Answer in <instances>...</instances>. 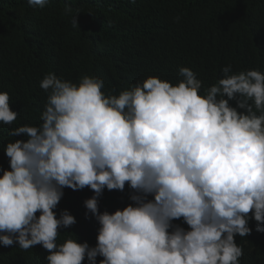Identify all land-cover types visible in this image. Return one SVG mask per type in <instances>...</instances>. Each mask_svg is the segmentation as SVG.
<instances>
[{"label": "clouds", "instance_id": "obj_1", "mask_svg": "<svg viewBox=\"0 0 264 264\" xmlns=\"http://www.w3.org/2000/svg\"><path fill=\"white\" fill-rule=\"evenodd\" d=\"M221 71L204 94L189 67L175 85L150 76L119 95L105 94L96 76L73 83L46 74L42 123L11 130L26 140L4 149L10 170L0 176V244L41 245L47 264H97V256L99 264H240L234 237L250 234V218L264 232V73H233L231 64ZM10 99L0 92L4 124L18 116ZM126 184L132 203L100 212L105 188ZM65 187L94 192L84 201L99 224L94 247L72 233L57 243L59 229L76 223L68 210L59 218L54 211Z\"/></svg>", "mask_w": 264, "mask_h": 264}, {"label": "trees", "instance_id": "obj_2", "mask_svg": "<svg viewBox=\"0 0 264 264\" xmlns=\"http://www.w3.org/2000/svg\"><path fill=\"white\" fill-rule=\"evenodd\" d=\"M229 64L233 73H264V0H47L42 9L27 0H0V92L9 93L10 108L18 113L11 124L0 122V176L10 170L6 144L26 140L9 132L42 123L48 93L40 82L48 73L73 83L96 76L105 94L119 95L150 76L175 85L182 79L179 69L189 67L202 81L198 94H204ZM229 103L236 107V100ZM63 193L57 218L68 210L76 223L59 229L57 243L72 233L94 247L99 224L84 205L94 192L65 187ZM131 194L127 184L123 191L105 188L99 211L122 210L132 203ZM248 226L249 235L234 237L243 250L240 264H264V232L256 230L254 218ZM48 254L41 245L22 250L18 243L0 244V264H47Z\"/></svg>", "mask_w": 264, "mask_h": 264}]
</instances>
